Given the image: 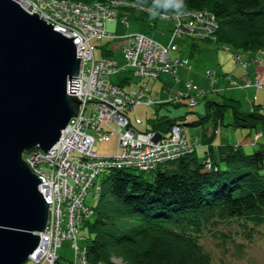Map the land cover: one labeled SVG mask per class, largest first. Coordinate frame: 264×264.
Wrapping results in <instances>:
<instances>
[{"label":"trees","instance_id":"16d2710c","mask_svg":"<svg viewBox=\"0 0 264 264\" xmlns=\"http://www.w3.org/2000/svg\"><path fill=\"white\" fill-rule=\"evenodd\" d=\"M127 1L149 8L130 10L155 17L161 12L207 8L214 12L218 22L216 41L225 45L231 42L245 51L264 49V0H183L180 9L166 7L165 0ZM153 10L156 15H152ZM106 49L103 56L111 53ZM124 80L121 78L115 83L122 86ZM147 94L152 95L149 85ZM197 101L198 98L194 105H189L188 111H195ZM178 102L188 104L172 99L147 104H156V107L150 125L143 128L130 122L137 130L157 129L167 133L175 123L202 125L207 121L212 136L217 124L224 123L226 106H231L233 117L226 124L249 128L252 137L248 140L253 149L246 151L241 144L231 142L217 143L214 148L213 137L208 136L202 125L201 143L206 147L202 161L196 153L200 142L189 140L183 134L193 143L191 152L165 160L151 170L116 166L104 172L99 179L98 201L92 205L93 213L83 222V228L89 233L86 246L90 262L225 264L213 259L200 237L219 224L221 227L231 221L237 222L243 231L249 230L248 233L264 224V103L252 102L251 108L244 111L237 99L224 96L220 100L205 99L204 112L191 120H185L187 110L174 115L159 113L158 108L166 104L176 106ZM131 111L134 110L125 113L128 115ZM258 131L260 135L254 137ZM206 157L210 159L209 166L204 161ZM104 183L106 188L102 189ZM225 227L224 235H231L234 227L228 224ZM113 255L120 256V261H113Z\"/></svg>","mask_w":264,"mask_h":264},{"label":"built area","instance_id":"2783aa9c","mask_svg":"<svg viewBox=\"0 0 264 264\" xmlns=\"http://www.w3.org/2000/svg\"><path fill=\"white\" fill-rule=\"evenodd\" d=\"M17 1L28 10L36 11L40 17L52 23L53 28L67 36H74L72 39L80 64L78 74L75 75L79 77L78 87L71 93L82 100L77 115L70 118L62 128L52 147L46 152L34 147L22 153L31 170L42 176L39 187L49 204L45 229L38 231L39 244L21 264H56L60 256L58 247L65 238L70 239L74 250L70 264H94L87 258L86 244L77 241L84 238L80 234L84 219L93 213L92 205L85 202L88 188L97 181L95 195H98L99 179L104 170L116 166H131L140 171L151 170L163 161L194 148L193 143L183 135L181 125L173 124L167 133L141 131L133 127L125 112L134 110L138 103L150 104L163 100L147 94L145 79H155L160 72H168L178 80L177 69L182 65L190 66L186 57L169 54L170 50L177 49L173 40L175 36L215 39L218 22L214 12L207 8L173 10L160 13L173 21L171 37L166 45L145 33L128 35L122 46L125 65L131 66L142 82L138 87L125 90L108 78L111 72L120 70L117 60L110 56L95 57V45L92 42V39L98 41L114 37L106 30L105 21L117 15V8L79 0ZM112 2L118 6L149 10L127 0ZM123 18L127 22L125 16ZM242 56L233 54L234 60L242 65L249 60H259L257 56L246 59ZM206 75L212 80L215 78L214 71L207 70ZM226 79L239 86L264 85L258 78L255 81L243 79L241 82L229 76ZM202 93L201 87L187 79L183 90L171 92L165 99L184 100L191 106ZM89 129L96 132L99 140L107 139L112 131L115 132L118 137L116 152L109 155L97 154L92 148L95 134ZM259 135L260 131L254 137ZM204 161L207 166L210 165L209 157ZM97 264L107 263L99 261Z\"/></svg>","mask_w":264,"mask_h":264},{"label":"water","instance_id":"95a60500","mask_svg":"<svg viewBox=\"0 0 264 264\" xmlns=\"http://www.w3.org/2000/svg\"><path fill=\"white\" fill-rule=\"evenodd\" d=\"M52 25L17 0H0V264L23 263L48 218L43 178L22 153L52 147L82 101L71 93L80 64L74 36Z\"/></svg>","mask_w":264,"mask_h":264},{"label":"rangeland","instance_id":"374dc122","mask_svg":"<svg viewBox=\"0 0 264 264\" xmlns=\"http://www.w3.org/2000/svg\"><path fill=\"white\" fill-rule=\"evenodd\" d=\"M92 1L102 3L104 6L109 5L111 8H117L118 11L113 19L105 21L106 30L114 35L113 39L103 38L98 41L92 39L93 44H96L94 47L95 57L100 58L110 56L117 60L120 70L113 71L109 74L108 78L111 81L118 82L121 78H125L122 85L125 90L138 87L142 82L140 81L141 78H138V75L134 73L131 66L125 65L122 46L126 41V37L128 38V35L130 34L146 33L148 36L161 42L163 45H166L171 37L173 21L170 18L161 15L155 17L145 15L135 10H130L132 7L118 6L114 4L112 0ZM124 16L127 19V22L123 20ZM173 40L177 44V49L170 50L169 54L171 56L186 57L190 66L182 65L177 69L176 74L178 80L174 79L171 73L168 72H160L155 79H145L150 87V93L153 95L152 97L165 99L171 92H175L178 89L183 90L184 82L187 79L192 80L193 83H196L201 87L203 93L202 95L200 94L197 96L198 101L194 107L195 111H188V104L178 102V105L176 106L173 104H166V106L158 108L159 113H169L174 115L184 113L187 110L188 112L185 115V120H191L196 118L198 114L204 112L205 99L220 100L224 96L237 99L240 109L244 111L251 108L252 102L264 103V85L257 86L250 84L247 86H239L236 84H230L225 78L228 75L240 82L243 79L255 81V79L258 78L261 82H264V49L258 48L257 50L251 49L250 51H245L241 48H237L231 42H227V46H224V43L216 41L215 39L192 38L187 35L175 36ZM191 43H194L192 47ZM105 48L110 49L111 51L108 56L102 55ZM234 53L240 54L243 59L249 58V56H251L250 58L257 56L259 57V60H249L245 65H242L234 60ZM207 70L215 71L216 78L214 80L206 75ZM155 105L156 104L147 105L144 103L136 104L134 111L128 112V119L142 128L146 125H150V120L154 116L152 111L156 107ZM226 107L224 123L217 124V130L214 135L211 136V126L207 124V121L205 124H202L205 126L208 136L210 135L213 137L212 143L214 148L217 143L231 142L239 143L244 150L251 151L253 146L248 139L252 137V134L249 133V128L241 126L234 127L226 124L231 121L233 117L232 107ZM136 119H139V121H136ZM202 125H189L184 122L182 123L183 134L189 140H195V142H200L201 144L196 147L197 157L200 161L204 158L203 151L206 148L201 143ZM102 126H105V124L102 123ZM151 130L159 131L157 129ZM89 131L95 134L92 148L97 154L109 155L116 152L118 137L115 132L112 131L107 139L99 140L95 131L91 129H89ZM106 171L108 170H104L103 173ZM144 173L148 174L149 172ZM101 177L102 174L100 175V181ZM96 185L97 181L92 184L86 192L85 202L87 204L93 205L98 201V197L95 195ZM104 188H106L105 183L103 184L102 189ZM227 224L234 227V229H231V235L228 233L229 236H226L223 233V231L226 230L225 225ZM227 224H224L221 227H219L221 225L219 224L218 227L208 230V232H205V234L200 237V242L210 251L213 259L215 261H223L225 264H264V224H260L257 229H250V233H248L249 230L247 229H244L243 231L240 225L235 221H231V223ZM80 232L84 238H79L77 240L78 243H89V233L87 232L86 227H82V231ZM58 250L60 256L58 257L56 264H70L74 257V250L70 245V239H63ZM111 259L115 262H119L120 256L113 255Z\"/></svg>","mask_w":264,"mask_h":264},{"label":"clouds","instance_id":"9594fccd","mask_svg":"<svg viewBox=\"0 0 264 264\" xmlns=\"http://www.w3.org/2000/svg\"><path fill=\"white\" fill-rule=\"evenodd\" d=\"M165 6L180 9L183 7V0H165ZM152 15H156L154 10L152 11Z\"/></svg>","mask_w":264,"mask_h":264},{"label":"bare ground","instance_id":"6f19581e","mask_svg":"<svg viewBox=\"0 0 264 264\" xmlns=\"http://www.w3.org/2000/svg\"><path fill=\"white\" fill-rule=\"evenodd\" d=\"M160 132H162V131H160ZM194 149V148H193Z\"/></svg>","mask_w":264,"mask_h":264}]
</instances>
